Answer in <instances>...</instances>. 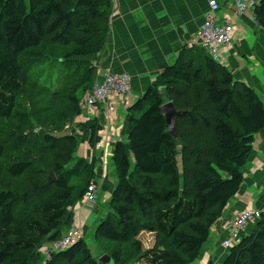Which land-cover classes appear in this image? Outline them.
<instances>
[{"label":"trees","instance_id":"1","mask_svg":"<svg viewBox=\"0 0 264 264\" xmlns=\"http://www.w3.org/2000/svg\"><path fill=\"white\" fill-rule=\"evenodd\" d=\"M110 15V0H0V264H99L103 255L112 264H197L241 188L264 105L184 45L128 107L126 140L112 156L110 212L93 233L99 256L82 238L42 258V246L70 229L71 208L96 184L95 163L77 157V133L87 131L95 147L101 128L75 120L97 81L89 58L107 43ZM253 17L264 28V0ZM168 102L183 112L176 137L161 111ZM143 234L152 236L148 248ZM207 264H264V210L220 263Z\"/></svg>","mask_w":264,"mask_h":264},{"label":"crops","instance_id":"2","mask_svg":"<svg viewBox=\"0 0 264 264\" xmlns=\"http://www.w3.org/2000/svg\"><path fill=\"white\" fill-rule=\"evenodd\" d=\"M207 1L110 0L107 43L100 54L89 59L101 70L129 77L130 105L154 83L164 68L176 62L185 43L201 26L208 9ZM254 2L257 4L260 0ZM218 3L219 22L227 18L232 33L229 45L220 47L217 59H212L223 66L234 81L250 87L264 105V28L253 20L252 8L248 7L239 17L231 4ZM127 110L119 105L115 115L107 117L99 105L97 112H82L75 120V123L82 124L95 119L101 128L96 143L100 147L87 145V131L77 133L81 138L78 155L95 163L94 180L97 185L95 208L87 209L79 201L70 210L73 217L69 230L80 227L83 236L92 215L99 213L97 201L102 198L108 200L116 184L112 179V156L115 145L126 140ZM242 173L241 188L225 208L222 218L212 227L197 264H207L209 260L220 263L226 257L228 249L222 248L221 242L228 237L229 222L237 213L264 209V129L255 135Z\"/></svg>","mask_w":264,"mask_h":264},{"label":"built area","instance_id":"3","mask_svg":"<svg viewBox=\"0 0 264 264\" xmlns=\"http://www.w3.org/2000/svg\"><path fill=\"white\" fill-rule=\"evenodd\" d=\"M218 1L231 4L234 13L237 16H242L247 11V8H252V13L256 2L254 0H208V9L204 16L203 22L196 33L190 38L185 46L187 49H200L205 54L213 59L218 57V49L222 46L229 45L232 29L229 21L224 17L222 22H219L217 12L219 11ZM253 20L254 17H253ZM97 80L89 93H86L79 103V107L84 113L97 112L98 106L102 105L107 117L112 116L117 104L121 103L125 108H128L131 90L129 85V77L126 74H112L108 70H103L102 74H97ZM97 145V144H96ZM99 146V145H97ZM96 146V147H97ZM97 185L91 182L82 197V204L87 209H93L96 201ZM264 210V209H263ZM261 210V211H263ZM261 211L246 210L237 213L228 225V237L221 242V247L229 249L233 246L245 233L249 225L255 224ZM83 238L82 229L74 227L67 231L58 241L49 245V249L45 252L46 257L48 252H54L66 249L74 242Z\"/></svg>","mask_w":264,"mask_h":264},{"label":"rangeland","instance_id":"4","mask_svg":"<svg viewBox=\"0 0 264 264\" xmlns=\"http://www.w3.org/2000/svg\"><path fill=\"white\" fill-rule=\"evenodd\" d=\"M26 2L28 3V0H26ZM31 56L32 55H29L27 57V58H29V60L28 59H26V60L30 61L31 60ZM33 60H35V58H33ZM93 68H95L96 74H102V71L105 70V69L101 70V68L99 66H97V65H95V67H93ZM119 105L124 107V110H126L125 106H123L121 103H119V104L116 105L115 111L113 112L112 116L115 115L117 106H119ZM109 117H111V116H109ZM17 126H19V125L17 124ZM99 147H100V145H99ZM77 157H80V156L77 154ZM112 179L115 180V182H116L115 169H114V172L112 174ZM109 200H110V197H109L108 200L102 198V199H99L97 201L96 205L98 207L99 213H95L94 215H92V219L87 224V227H86V230H85L86 234H84V236H83L84 241L88 245V247H89V249H90V251H91V253H92V255L94 257H98L99 254H100V251L97 249V247L95 245V241L93 239V233H94V230L96 229L97 225L101 221H103L106 218L107 214L110 212ZM94 208H95V206H94ZM140 238H141V241L144 244L143 245L144 248L150 247V245L152 244V236L151 235L143 234V235H141ZM47 249H49L48 245L42 247L43 251L42 250L40 251L42 258L46 257L45 252L47 251Z\"/></svg>","mask_w":264,"mask_h":264},{"label":"water","instance_id":"5","mask_svg":"<svg viewBox=\"0 0 264 264\" xmlns=\"http://www.w3.org/2000/svg\"><path fill=\"white\" fill-rule=\"evenodd\" d=\"M161 111H162V115H163L165 123H166L167 132L169 134H171L173 137H176V132H175V128H174V121H175V118L182 115L183 112H179V111L175 110L173 108L172 103H170V102L164 104L161 107ZM47 181L49 184H51L55 181V177L51 171H49L47 173ZM97 262L99 264H112L111 259L106 255L99 257Z\"/></svg>","mask_w":264,"mask_h":264}]
</instances>
